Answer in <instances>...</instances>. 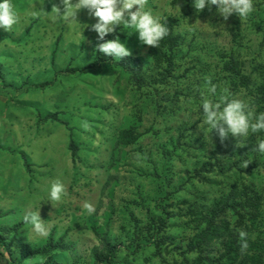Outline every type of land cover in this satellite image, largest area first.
<instances>
[{"label": "rangeland", "instance_id": "rangeland-1", "mask_svg": "<svg viewBox=\"0 0 264 264\" xmlns=\"http://www.w3.org/2000/svg\"><path fill=\"white\" fill-rule=\"evenodd\" d=\"M11 2L20 21L11 32L0 29V234L6 242L0 249L13 264H43L50 255L57 264H90L91 248L98 244L95 226L119 246L115 264L180 263L190 256L184 252L196 225H188L190 215H182L188 206L183 201L206 196L209 204L233 185L245 183L264 193V170L247 177L213 174L215 185L185 172L206 160L210 138L201 102L186 94L201 82V92L209 97V88L222 76V53L243 60L248 72L264 59V0H253L254 11L247 18L232 14L227 20L215 6L197 12L192 0H147L146 10L161 23L169 15L179 19L176 32L185 40L174 62L177 73L186 74L161 83L150 80L160 71L150 57L151 46L143 45L126 25L118 30L131 50L128 57L89 74H73L71 69L95 59L97 34L90 30L95 19L89 12L80 10L76 20L53 19L54 12L39 11L40 0ZM53 6L62 14L60 0H44V11ZM126 58L134 61L122 65ZM133 69L139 70L135 77L155 88L138 85ZM223 89L230 93L227 85ZM243 101L252 108V96ZM126 127L139 136L122 148L113 165L118 139L127 140L121 134ZM169 175L173 185L167 182ZM57 179L65 187L60 201L48 195ZM85 203L95 212L89 213ZM149 210H166L163 215L169 219L163 258L154 245L143 244L135 252L127 247L128 236L136 231L149 235L143 225ZM28 212H40L47 235L35 233L24 221ZM50 239L62 245L37 253ZM219 253L217 246L207 251L209 258Z\"/></svg>", "mask_w": 264, "mask_h": 264}, {"label": "trees", "instance_id": "trees-1", "mask_svg": "<svg viewBox=\"0 0 264 264\" xmlns=\"http://www.w3.org/2000/svg\"><path fill=\"white\" fill-rule=\"evenodd\" d=\"M174 1L178 2L180 0ZM262 15L261 10L259 16ZM162 23L167 26L168 35L160 42L158 47L149 48L150 57L160 69L158 77H150L153 83H161L168 78L183 77L186 74V72L185 74H178L176 70L177 63L174 62L177 56L179 57V49L185 41L182 39V35L176 32L179 19L169 15ZM118 29L116 33L109 34L105 39H112L115 36L121 37L122 34L119 33ZM97 43L98 41H96ZM221 55V62L223 63L222 76H219L216 82V94H210L206 99L218 101L221 95L226 94L230 98L243 101L246 95H249L253 99L252 108L257 105V107H254L255 109H250L256 114L264 112V59H259L252 64V70L248 72L243 60L236 58L234 55H229L227 52ZM131 61H134L133 58H126L122 65L130 64ZM198 61L202 62L200 58H198ZM164 62L166 63L165 67H163ZM136 63L141 64L142 60L139 59ZM111 64L119 63L114 58L104 56L96 51L94 61L71 69L70 72L73 74H89L102 67V65ZM196 67L199 69V66ZM134 72L138 73L139 70L133 69ZM133 77L138 85H140V82L147 84L145 78L135 77V73ZM221 79H224L225 82H221ZM47 84L44 83L42 86ZM147 85L148 87L151 85L153 89L156 86V84ZM224 85H227L230 93L225 92ZM201 90L202 84L199 82L197 88L190 90V94L186 95L191 97L190 99L196 98L201 102L206 97ZM47 117H50V115ZM53 117L55 118V116ZM207 131L210 138H206V160L197 161L192 171H185L186 174H191L190 178L198 177L200 182L215 185L217 181L213 178V174L225 176L229 173H238L242 177H247V175L252 176L256 172L260 173L264 170V154L253 151L255 144L260 140H264V132H250L249 137L245 139L228 135L221 141L215 131L210 134L209 130ZM134 132L133 127L121 129L122 137H127V140L118 139V147L115 148L113 154V165L118 163L119 159L117 157L120 156L122 148L131 139L134 141L139 136L134 135ZM133 141H130V143H134ZM75 149L73 151L76 153ZM170 175L167 182L169 185H173L174 180ZM201 200L183 201L188 206L187 211L182 215H190V220L186 221L187 224L196 225L193 227V234L188 238L187 249L184 252L190 256L186 255L182 262L177 263L176 261L173 264H264V193L254 184H235L229 192H223L220 196L211 200L209 204H206V196H203ZM158 206L160 207V204L155 206V209ZM165 211L161 210L160 213H157L149 210L148 221L143 222L149 235L145 236L146 233H137L136 231L135 235L128 236L130 243L127 247H134L133 252H135L143 244L154 245L158 249L156 254L163 258L164 254L161 246L169 240L164 232L169 226V219L163 215V213L166 214ZM134 222H136L134 227L138 228L137 224L140 221L135 216ZM93 228L98 236V244L91 248L90 264H115L120 251L119 246L107 240V231H102L99 226ZM241 230L247 233L248 247L244 250L241 249L239 237ZM125 233L129 234L128 232ZM61 245L60 242L50 239L49 243L42 248H38L36 252L45 254ZM213 246H217L220 253L216 258H209L207 251ZM0 247H6L5 238L1 234ZM50 261L51 264H57L56 257L52 255L49 256V261L43 264H50ZM13 262L12 257L0 249V264H13Z\"/></svg>", "mask_w": 264, "mask_h": 264}, {"label": "clouds", "instance_id": "clouds-1", "mask_svg": "<svg viewBox=\"0 0 264 264\" xmlns=\"http://www.w3.org/2000/svg\"><path fill=\"white\" fill-rule=\"evenodd\" d=\"M60 3L63 5L62 14L60 7L57 6H53L50 12L44 11V0H40L39 11L54 12L53 19L76 20L77 13L86 9L95 19V23L90 25V30L97 34L98 43L95 51L116 61L131 54V50L118 36L105 39L109 34L116 33L118 26L126 25L132 30V34L137 33L138 40L143 45L151 47H158L168 35L169 30L164 23H161L160 17L154 15L151 10H146L147 0H75V2L60 0ZM192 6L197 12L205 8L211 10L215 6L224 20L232 14L240 19L247 18L254 11L253 0H192ZM37 14V12L31 13L33 16ZM19 21V13L11 0H0V29L11 32ZM208 91L215 95L216 86L212 85ZM201 108L205 117L203 121L205 128L209 130V134L215 131L221 141L229 134L245 139L249 137L250 132H264V112L256 114L244 101L230 98L229 95H221L218 101L202 99ZM253 151L264 154V140L256 143ZM48 195L50 200L55 201H60L65 195V187L59 179L51 184ZM84 207L89 213L95 212V208L90 203H85ZM23 219L32 226L35 233L47 235L40 212H28ZM246 236L247 233L241 230L239 237L242 250L248 247Z\"/></svg>", "mask_w": 264, "mask_h": 264}]
</instances>
